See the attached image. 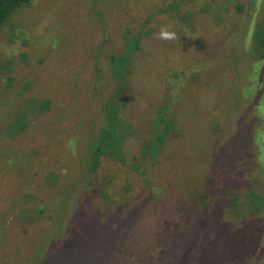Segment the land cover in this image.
<instances>
[{"label":"rangeland","instance_id":"obj_1","mask_svg":"<svg viewBox=\"0 0 264 264\" xmlns=\"http://www.w3.org/2000/svg\"><path fill=\"white\" fill-rule=\"evenodd\" d=\"M128 1L130 0H33L30 8L23 10L16 17L12 27L0 31V236L2 235L4 239L12 231L11 221H16L11 217L17 216L21 210L18 201L24 188L19 180L18 182L14 180L15 174L9 170V167H12L11 162L16 167L22 163L19 162V157L15 163L9 153L13 155L14 149L25 150L31 141L33 145L34 139L44 130L50 133V142L54 136L59 139L55 132L51 133L55 125L54 116L40 120L32 131L31 119L28 117L26 135L21 131H14L16 134L11 133L10 126L22 113L26 103L33 98L50 99L48 101L52 102L53 111H63L69 120L73 119L74 114L80 117L88 113L89 117L83 116L77 121L82 125L89 123L92 112L100 111L99 108H102L100 102H105L107 95L114 91L108 58L116 49L123 48L119 46L121 39L117 30L122 27V23L126 24V21L120 20L119 16L121 19H126L120 9ZM150 1L156 11L179 2L180 15L192 16L194 28L189 35L186 33L183 43L175 40L165 41L166 47H169L167 53L160 52V47L157 46L155 49L159 52L154 53L152 60H144L136 55L135 72L131 75L128 85L130 120L147 116L151 104L149 96L157 93V86L168 79L162 66L165 65L169 72L183 69L192 58L197 56L196 51L203 46L205 68L211 83L216 82L214 85L217 88L223 85L226 91L223 95L209 99L210 108L206 112L210 111L205 114L207 122L202 120L201 123L208 125L207 128L212 135H219V132L213 128L215 123L219 124L221 135L218 140L222 145L219 146L218 141L216 142L214 145L216 151L213 155L212 146L201 149L190 145L186 137L181 150L185 155L190 154L205 160L202 165L205 174L198 177H207L213 182L210 195L221 198L225 187L232 192L234 190L233 194L227 191L224 193L226 202L220 212V216L227 221L223 243L227 246L230 260L224 259V261H227V264H264V156H260V167L257 170L256 149L249 153L250 146L247 144L252 139L253 128L256 127L260 136L258 146L264 153V85L253 87L249 85L250 81H246L248 84L246 87L237 84V81L243 77L258 76L264 81V66H261L264 65V61L260 58L259 61L255 59V55H259L253 42L257 25L259 27L264 25V0ZM147 2L148 0H133L134 4L145 7ZM144 6L141 7L143 13H145ZM12 34L18 36L10 39ZM51 38L57 40L56 46L60 49V59L63 62L61 66L45 60V53H42V48L48 45ZM104 41H107L106 45L103 44ZM48 56L55 60L58 58L55 53H48ZM64 67L80 72L77 76L79 85L74 82V72L66 73ZM149 77L152 81L148 80ZM99 81L106 85L99 84ZM27 84L30 86L22 90L21 87ZM12 85V89H7ZM235 89L243 93L234 92ZM71 96H74L75 100H71ZM90 105L91 110H87L86 107ZM127 119L129 120L128 117ZM242 128L245 129L243 133L245 144L232 160V168L226 159L228 150L233 147L235 149L233 151H237L240 142L236 140L228 146L233 138L229 133L232 132L233 135L234 131ZM67 133L68 130H63V135ZM49 135H44L41 137L42 140L40 139L44 144L45 152L49 150V146H46ZM58 145L61 146L60 140L52 144V147L56 149ZM223 145L227 148L224 149ZM232 152L227 158H232ZM65 157L66 155H59L56 160L59 165L55 163L54 168L60 169L62 158L64 164L69 163ZM182 161L183 158H175L164 166L165 173L160 176V183H165L170 178L177 181L175 185L165 186L166 194L173 188H179V192L184 194L180 181L190 171L185 172V167L180 164ZM14 165L13 170H15ZM69 166H72L71 160ZM68 172L69 183L82 189L85 181L76 173ZM120 176L118 173V177ZM135 191L137 196L134 204L125 212V216L128 217L125 223L130 224L131 240L128 242L122 239L123 248L121 241L118 242V249L123 250L124 254L114 249V258L109 259V262L113 261L112 264H138L137 259L148 262L156 250V247L150 245V241L160 238L162 231L166 229L173 230L176 219L179 222L178 216L182 214V210L178 208L183 201L181 196L177 197L170 193L168 199L153 207L147 201L137 204L142 192L139 182L136 183ZM111 193L113 194L114 191ZM142 194L147 196V191ZM234 195H239L238 199L234 200ZM115 197H118V194H115ZM88 200H91L88 203L91 212L104 210L106 216L104 218L107 220L111 218L112 215H109L111 207L105 208V204L99 203L96 191ZM219 200L216 199L214 202L215 208ZM30 208L34 206L30 205ZM176 208L178 210H175ZM136 214L141 215L135 217ZM96 222L95 218L90 217L86 229L91 231ZM27 227L37 238L43 231L42 224ZM98 227L101 229L100 225ZM84 231L85 229L81 231L83 235L79 233L78 237L73 238L70 245L59 249L58 254L55 252L50 255L53 256L51 261L50 257L44 260L45 264L50 262L52 264L58 257L73 260L71 264H102L101 255H105L107 248L97 243L98 246H94L88 254H85L81 242L89 239L91 233L84 235ZM50 232L48 230V233ZM100 232L98 235V231L94 234V241L97 242L100 238ZM214 235L215 231L210 230L207 240ZM44 243L48 244L43 242V247H45ZM161 243L163 244L162 241Z\"/></svg>","mask_w":264,"mask_h":264},{"label":"trees","instance_id":"obj_2","mask_svg":"<svg viewBox=\"0 0 264 264\" xmlns=\"http://www.w3.org/2000/svg\"><path fill=\"white\" fill-rule=\"evenodd\" d=\"M32 1L0 0V31L6 27H12L16 17L23 10L30 8ZM145 5L147 7L136 5L133 0H130L120 9L126 16V19H121L119 16L120 20L126 21V24L122 23V27L117 30L121 39L119 46L123 48L116 49L108 58L114 91L107 95L105 102H100L102 104L100 111L92 112L87 125H82L77 120L88 116V113L80 117L74 114L73 119L69 120L63 111H53L52 102L48 101L50 99L33 98L26 103L25 108L22 106L24 108L22 113L10 126L11 133L16 134L14 131H21L23 135H26L28 117L31 119L32 131L40 120L47 116H54L55 125L51 133L55 132L59 139L54 136L50 142L51 135L48 130H44L34 139L33 145L31 141L25 150L14 149L13 155L9 153L15 163L17 157L22 163L16 167L11 162L12 167H9V170L15 174L14 180L16 182L19 180L24 188L18 201L21 210L17 216L11 217L16 219L11 221L12 231L7 234L6 239L0 236V263L45 264L44 260L50 257L51 261L53 256L50 255L63 246L70 245L73 238L78 237L79 233L85 229L84 235L91 233L89 239L81 242L85 254H88L94 246H98V243L107 248L103 247L106 252L105 255H101L102 264H112L113 261L109 262V259L113 260L114 249H118V242L121 241V248H123L122 239L128 242L131 240L130 224L125 223V219L128 218L125 212L134 204L137 196L135 191L137 182L141 185L142 192L147 191V196L141 192L138 205L147 201L153 207L158 206L168 199L170 193L177 197L181 196L183 199L178 206L182 214L178 216L179 222L176 219L175 228L166 229L162 231L160 238L151 240L150 245L156 247L154 255H151L148 262L137 259L138 264H227L224 259L230 260L227 246L223 243L224 227L227 221L220 216V212L226 202L224 193L227 191L233 194L234 190L232 192L225 187L221 198L210 195L213 182L207 177H198L205 174L202 168L205 160L190 154L185 155L181 150L186 137L190 145L201 149L212 146L213 155L216 151L214 149L216 142L218 141L219 146L222 145L218 140L221 135V130L218 129L219 124L213 125L219 135H212L207 128L208 125L201 123L202 120L207 122L205 114L210 111L206 112L210 108L209 99L223 95L226 91L223 85L217 88L214 85L216 82L211 83L205 68L203 46L196 51L197 56L192 58L183 69L169 72L165 65L162 66L165 68L164 72L168 79L163 84L157 83L159 84L157 93L149 96L151 104L147 116L130 120L128 85L131 75L135 72L136 55L144 60H152L154 53L159 52L155 49L157 46L160 47V52L167 53L169 48L166 47L167 43L156 38V33L163 25L170 26V29L176 33L174 40L182 43L186 33L189 35L194 28L192 16L180 15L179 2L169 4L168 8L158 11L153 9L150 0ZM142 6L145 7V13L141 11ZM256 29L253 42L259 56L255 55V59L259 61L260 58L264 61V25L260 27L257 25ZM15 36L18 35L12 34L10 39ZM56 42V38H51L48 45L42 48V53H45V60L61 66L63 65L60 59L61 52ZM103 44L106 45L107 41ZM48 53H55L58 58L51 59ZM64 71L74 72V82L79 85L78 70L64 67ZM148 80L152 81L150 77ZM148 80L145 78V82ZM246 81H250L249 85L253 87L259 84L264 85V81L258 76L243 77L237 81V84L246 87L248 85ZM98 83L106 85L102 84V81ZM47 84L50 85V82L47 81ZM29 86L30 84L24 85L21 89L24 90ZM12 87L13 85L8 86L7 89ZM237 91L239 90H234V92ZM97 92L99 94V89ZM257 92L260 95L258 90ZM71 98L75 100L74 96ZM86 108L91 110L92 106ZM140 124L142 126H139ZM65 129L68 133L63 135ZM244 130L243 128L236 130L233 135L232 132L229 133L233 138L228 146L236 140L240 142L237 151H233L235 150L233 147L228 150L227 157L233 151L231 159L226 157L231 167L232 160L245 144ZM44 135H49L46 139V146H49L48 152L44 151L45 147L41 142V137ZM58 140L61 141V146L58 145L55 149L52 144H56ZM259 142L260 136L254 127L252 139L247 144L250 146L249 153L256 149L257 170L260 167L259 158L264 156L263 150L258 146ZM226 148L224 146V149ZM59 155H66L65 160L69 163L71 160L72 166H69V163L64 164L62 158L60 169L54 168L55 163L59 165L56 161ZM165 158L169 161L183 158L180 164L185 167V172L190 171L180 181L184 194L179 192V188L170 189V192L166 194L165 186L177 183L174 178L160 183V176L165 173L164 166L169 162ZM13 165L15 170L12 169ZM68 171L76 173L81 180L85 181L82 189L69 183ZM95 191L99 203L105 204V208L111 207L109 215L112 216L108 220L105 219L104 210L90 211L91 207L88 203L91 200L88 199ZM112 191H114L113 194ZM115 194H118V197H115ZM238 196L234 195V200L238 199ZM216 199H220L217 208L214 206ZM30 205L34 208H30ZM77 209H79L78 212ZM138 215L141 214H136L135 217ZM90 217L97 221L91 231L86 229ZM40 224L43 225V231L37 238L27 226ZM48 230L51 232L48 233ZM210 230H214L215 235L207 240ZM99 231H101L100 238L97 236ZM95 233L99 238L97 242L94 241ZM43 242L48 244L44 243L45 247H43ZM118 251L124 254L123 250L118 249ZM72 261L58 257L52 264H71ZM74 262H77L76 258Z\"/></svg>","mask_w":264,"mask_h":264},{"label":"clouds","instance_id":"obj_3","mask_svg":"<svg viewBox=\"0 0 264 264\" xmlns=\"http://www.w3.org/2000/svg\"><path fill=\"white\" fill-rule=\"evenodd\" d=\"M156 38L164 41H170L176 39V33L170 30V26H161L158 33H156Z\"/></svg>","mask_w":264,"mask_h":264}]
</instances>
